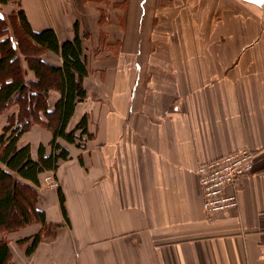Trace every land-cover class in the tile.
<instances>
[{
	"label": "crops",
	"instance_id": "obj_1",
	"mask_svg": "<svg viewBox=\"0 0 264 264\" xmlns=\"http://www.w3.org/2000/svg\"><path fill=\"white\" fill-rule=\"evenodd\" d=\"M69 1L20 4L34 31L54 28L61 41L75 36L78 22L87 98L68 129L86 115L92 137L84 147L59 140L69 158L41 175L37 202L53 227L30 254L40 221L0 233L11 262L264 264V6L170 0L178 6L169 4L160 28L141 34L132 19L115 22L122 34L113 35L99 16L87 26L84 10ZM41 57L62 64L53 51ZM23 64L27 80H34ZM58 97L52 89L50 109ZM51 139L52 131L35 123L20 144H30L38 158L41 144L52 152ZM243 147L255 151V167L230 189L238 207L208 215L197 168ZM49 174L56 186L44 181Z\"/></svg>",
	"mask_w": 264,
	"mask_h": 264
},
{
	"label": "trees",
	"instance_id": "obj_2",
	"mask_svg": "<svg viewBox=\"0 0 264 264\" xmlns=\"http://www.w3.org/2000/svg\"><path fill=\"white\" fill-rule=\"evenodd\" d=\"M10 1L20 3V0H0V4ZM17 17L22 31L18 41L6 32L3 24L6 17L0 13V114L14 103L18 106V112H10L0 130V232L40 221L43 229L33 237L27 250L30 254L53 227L37 202L41 175L56 171L60 161L69 158V150L59 140L84 147L92 137L86 115L73 129H68L77 105L87 98L84 80L89 70L78 22L75 36L61 41L54 28L34 31L21 7ZM46 50L60 54L62 64L56 66L44 61L41 54ZM24 60L34 72V80H27ZM52 89L57 90L59 97L50 109ZM41 115L46 119L42 120ZM35 123H42L52 131L49 143L52 152L46 154V146L41 144L38 158L33 157L30 144H20L21 136ZM58 191L66 214L64 194L60 187ZM11 257L8 240L0 239V264H14Z\"/></svg>",
	"mask_w": 264,
	"mask_h": 264
},
{
	"label": "rangeland",
	"instance_id": "obj_3",
	"mask_svg": "<svg viewBox=\"0 0 264 264\" xmlns=\"http://www.w3.org/2000/svg\"><path fill=\"white\" fill-rule=\"evenodd\" d=\"M46 1L48 2V0ZM141 1L142 0H70L69 3L70 5L80 6L84 10V14L80 18L81 21H83L87 26L94 24L99 16L102 22L108 23V29L112 31L113 35H120L122 33H120L121 31L116 27V24H114L115 22L118 24L122 23V25H125V23L126 25H131V21L134 19L136 23L139 22L140 24L141 34L147 33V31L154 29L153 26L160 28L158 23H161L165 20V11L169 9V4L175 5L179 0L177 3H174L173 1L171 2L170 0H147L144 4H142ZM189 1H195L194 3L197 2V0ZM153 5L156 6L154 8H156L158 11L152 12V14H150L151 9L153 10ZM20 7L21 4L17 1H10L7 4H0V13L6 17V21H3V24L7 27L5 30L16 41H18L17 37L21 36L22 32L19 25V19L17 17V11L20 9ZM88 10L91 11V14L88 12ZM141 20L142 22H140ZM149 27L151 29H149ZM90 36H93V34L90 33ZM94 42L95 41L92 40V45H90V56H92L94 52L93 49L96 45ZM91 46H93V48ZM15 108L18 112V106L14 103L6 110L2 111L0 114V119H2V121L5 123L7 121V115L11 111L16 110ZM1 127L2 124L0 123V130Z\"/></svg>",
	"mask_w": 264,
	"mask_h": 264
},
{
	"label": "built area",
	"instance_id": "obj_4",
	"mask_svg": "<svg viewBox=\"0 0 264 264\" xmlns=\"http://www.w3.org/2000/svg\"><path fill=\"white\" fill-rule=\"evenodd\" d=\"M254 167L255 151L249 147H243L200 164L197 168V177L205 212L213 215L238 207L239 198L230 189L241 178L251 174ZM44 181L52 186L57 185L52 174L45 176Z\"/></svg>",
	"mask_w": 264,
	"mask_h": 264
},
{
	"label": "water",
	"instance_id": "obj_5",
	"mask_svg": "<svg viewBox=\"0 0 264 264\" xmlns=\"http://www.w3.org/2000/svg\"><path fill=\"white\" fill-rule=\"evenodd\" d=\"M245 2L252 3L257 6H264V0H244Z\"/></svg>",
	"mask_w": 264,
	"mask_h": 264
},
{
	"label": "bare ground",
	"instance_id": "obj_6",
	"mask_svg": "<svg viewBox=\"0 0 264 264\" xmlns=\"http://www.w3.org/2000/svg\"><path fill=\"white\" fill-rule=\"evenodd\" d=\"M246 3H247V2H246ZM247 4H249V5L253 6V7H257V8H259L258 6L254 5V4H252V3H247Z\"/></svg>",
	"mask_w": 264,
	"mask_h": 264
}]
</instances>
